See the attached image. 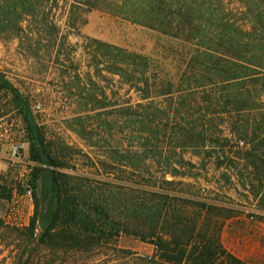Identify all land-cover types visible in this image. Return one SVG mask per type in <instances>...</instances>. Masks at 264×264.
<instances>
[{"label":"trees","instance_id":"obj_1","mask_svg":"<svg viewBox=\"0 0 264 264\" xmlns=\"http://www.w3.org/2000/svg\"><path fill=\"white\" fill-rule=\"evenodd\" d=\"M94 10L156 33L152 55L82 37ZM70 35L82 39L80 59ZM14 39L48 43L50 68L66 74L71 105L87 114L77 120L80 133L100 129L111 139V146L103 141L109 150L99 167L92 164L95 172L112 175L119 207H130L136 218L149 214L156 224L140 235L120 216L110 220L105 204L88 213L84 207L97 193L81 192L87 179L70 173L64 154L70 149L59 139L46 143L26 102L0 76V93L21 116L29 160L48 167L31 172L34 190L41 180L54 199L41 237L56 230L64 236L66 229L76 242L130 234L143 242L152 238L164 264H245L221 244L214 213L224 208L200 198L194 181L211 160L228 164L264 211V0H0V41ZM78 67L85 68L88 84L76 92L83 79ZM95 77L113 81L111 105L106 87L99 85L97 97L90 89ZM148 196L157 199L154 206H147ZM130 199L136 203H126ZM167 200L181 204L170 225ZM37 205L35 198L30 236Z\"/></svg>","mask_w":264,"mask_h":264},{"label":"rangeland","instance_id":"obj_2","mask_svg":"<svg viewBox=\"0 0 264 264\" xmlns=\"http://www.w3.org/2000/svg\"><path fill=\"white\" fill-rule=\"evenodd\" d=\"M80 35L144 55H152L154 47L159 44L156 33L95 10L87 15L86 24L80 29ZM28 41L21 44L18 39L0 41V76L16 89L22 100L26 102V110L30 112L40 133L44 135L46 143H50L51 137L54 140L59 139L70 149L64 150V154L71 159L70 173H76L87 179L86 182L83 181L84 186L81 192L84 193L88 189L97 193L95 198L88 200L90 208L86 206L84 208L89 209L88 213L94 215L95 205L105 204L110 220L116 222L120 216L130 229L140 235L149 231V228L156 225L155 218L149 214L147 220L136 218L134 214H131L130 207L125 206L126 209H122V205L119 207L115 196V192L118 191L117 183L112 180V175L97 173L93 168L92 164L99 167L98 163L103 159L104 151L109 150L103 141L107 139L110 142L111 139L105 137L100 129L93 131L90 135L80 133L77 120L83 118L80 115L87 114L81 113L84 111L83 108L71 105L72 101L67 91L69 85L64 82L67 80L66 74L50 68L48 43H37L32 39ZM68 41L72 45L76 44L74 53L76 59H80L82 39L70 35ZM75 73L83 77V84L80 82L74 86V90L78 92L82 89V85L87 83L84 78L86 70L78 67ZM104 75L108 79H115L106 73ZM94 80L97 85L90 89L93 90L95 97L99 95V85H102L106 87L105 92L111 105L116 100L113 81L102 83L96 77ZM4 93L3 91L0 93V169L2 173L0 264H164L158 258L155 244L151 242L152 238L143 242L133 235L125 234L118 238L107 236L106 241L100 242L95 238L82 236L79 242H76L68 238L72 233L71 229H66L64 236L56 230L51 238L50 234L47 237H41L54 204L51 195L45 194L41 180L38 182L37 189L33 191L32 210L24 212L22 216V225L13 226L5 219L7 202L10 201L13 192L16 194L22 192L21 182L26 179L31 180V172L35 167L40 169L48 167L29 160L28 143L25 141L21 116L10 104L9 98L3 96ZM15 144L20 146L24 161L21 165L6 159L12 145ZM189 157L190 154L186 155V158ZM149 167L155 170L153 165ZM199 169L200 176L194 181L198 189L194 192L196 191L200 198L207 202L224 208V211L214 213V218L222 224L219 238L223 248L245 264H264V211L259 207L253 192L232 176L235 171L228 169V164L216 165L211 160L205 167ZM121 192L133 197L127 190ZM35 198L38 203V214L33 234L30 236L27 228L34 216ZM146 200L147 206H154L157 199L148 196ZM126 203L134 204L136 200H126ZM180 206L181 204L177 201H166L163 211L167 212L168 225H170L172 211H177ZM166 228L169 227L166 226ZM111 233L113 235V231Z\"/></svg>","mask_w":264,"mask_h":264},{"label":"built area","instance_id":"obj_3","mask_svg":"<svg viewBox=\"0 0 264 264\" xmlns=\"http://www.w3.org/2000/svg\"><path fill=\"white\" fill-rule=\"evenodd\" d=\"M7 160L11 161L14 164H23L20 153V146L15 144L12 145L7 157ZM2 173L0 169V183H1ZM22 192L20 194L12 193L10 201L7 202L5 219L8 220L13 226L18 227L22 225L24 212H29L32 210L33 205V191L32 182L29 179L21 182Z\"/></svg>","mask_w":264,"mask_h":264}]
</instances>
